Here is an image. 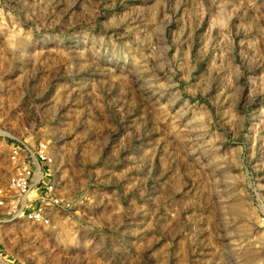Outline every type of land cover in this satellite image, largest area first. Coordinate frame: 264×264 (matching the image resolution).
Returning <instances> with one entry per match:
<instances>
[{
	"label": "rangeland",
	"instance_id": "374dc122",
	"mask_svg": "<svg viewBox=\"0 0 264 264\" xmlns=\"http://www.w3.org/2000/svg\"><path fill=\"white\" fill-rule=\"evenodd\" d=\"M0 264H264V0H0Z\"/></svg>",
	"mask_w": 264,
	"mask_h": 264
},
{
	"label": "built area",
	"instance_id": "2783aa9c",
	"mask_svg": "<svg viewBox=\"0 0 264 264\" xmlns=\"http://www.w3.org/2000/svg\"><path fill=\"white\" fill-rule=\"evenodd\" d=\"M17 186L20 189V191L24 192L26 194L27 189L29 188L28 184L26 183L25 180H18L17 181ZM36 218H39V216H35Z\"/></svg>",
	"mask_w": 264,
	"mask_h": 264
}]
</instances>
